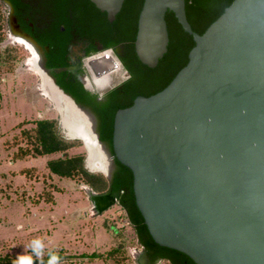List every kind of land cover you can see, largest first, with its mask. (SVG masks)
<instances>
[{"label":"water","instance_id":"water-1","mask_svg":"<svg viewBox=\"0 0 264 264\" xmlns=\"http://www.w3.org/2000/svg\"><path fill=\"white\" fill-rule=\"evenodd\" d=\"M89 1L112 23L125 0ZM167 12L194 46L165 88L115 112L110 160L131 172L154 244L194 264H264V0H233L200 35L185 0H143L133 46L149 69L167 53ZM8 20L10 33L31 45L39 71L86 112L50 78L42 49ZM88 197L99 212L118 204L106 193Z\"/></svg>","mask_w":264,"mask_h":264},{"label":"rangeland","instance_id":"rangeland-1","mask_svg":"<svg viewBox=\"0 0 264 264\" xmlns=\"http://www.w3.org/2000/svg\"><path fill=\"white\" fill-rule=\"evenodd\" d=\"M0 10L4 16L0 52L8 50L4 57L10 56L0 65V258L41 257L54 250L63 255L57 264H140L137 256L141 246L118 204L99 212L88 197L90 189L86 185L48 176L46 163L63 158V154L29 156L12 163L18 147L29 149L32 155L23 132L32 130L38 120H53L60 136L74 144L67 156L83 155L85 167L93 174L105 176L110 165L102 150L101 154L89 150L64 128L67 119H74L72 113L64 101L53 99L35 57L21 40L10 35L7 9L1 2ZM124 77L122 70L108 76L92 74L93 89L98 93L108 90ZM86 119L91 123L88 116ZM49 198H53L51 203L46 201ZM115 249L120 253L108 257ZM92 254H100L103 259L92 258Z\"/></svg>","mask_w":264,"mask_h":264},{"label":"trees","instance_id":"trees-1","mask_svg":"<svg viewBox=\"0 0 264 264\" xmlns=\"http://www.w3.org/2000/svg\"><path fill=\"white\" fill-rule=\"evenodd\" d=\"M14 6L27 7L20 3L21 0H9ZM233 0H185V12L191 29L202 34L230 5ZM143 0H125L120 12L112 23H109L104 13L99 12L89 0H44L47 8L53 10L55 23L52 33L57 42L41 41V46H48L51 51L58 49V60H48L47 67L51 70L65 66L64 54L70 39V31L75 30L80 39L88 42H99L104 49L123 47L122 56L118 57L129 79L107 92L102 101H96L97 93L91 94L82 86L70 81L65 82V73H52L56 85L78 105L90 106L96 115L99 128V141L107 146L111 155V136L113 117L117 110L129 107L137 96L149 97L165 88L177 72L187 63V54L194 46L191 36L184 33L177 23L174 15L167 12L165 21L168 32L167 53L159 60L154 69L142 65L134 52V39L136 34L137 18ZM59 26L64 28L60 32ZM4 16L0 10V43L3 41ZM92 45V44H91ZM94 49V47H92ZM95 51V49L93 50ZM0 52V65L10 59L4 57L8 54ZM49 59V58H48ZM34 128L23 132L31 144L32 155L29 149L18 147L12 154L11 161L15 163L26 157H46L54 154H63L64 157L49 160L46 169L49 177L62 180H72L86 185L93 193H110L115 197L118 206L125 213L126 219L133 228L138 244L144 249L150 261H165L167 264H194L186 256L154 244L139 214L132 192L131 172L114 160L115 170L111 179L101 174L90 173L85 167L83 155L67 156L66 153L74 147L71 142H66L59 134L57 123L53 120H38ZM53 198L46 201L51 203ZM119 249L108 253V257L118 254ZM90 257L103 259L100 254ZM63 259L60 252L49 250L41 257H23L22 259L1 257L0 264H57Z\"/></svg>","mask_w":264,"mask_h":264},{"label":"flooded vegetation","instance_id":"flooded-vegetation-1","mask_svg":"<svg viewBox=\"0 0 264 264\" xmlns=\"http://www.w3.org/2000/svg\"><path fill=\"white\" fill-rule=\"evenodd\" d=\"M21 1L22 2H20V3L26 4L27 7L14 6L9 0H0V2L7 9L6 21H7L9 33H10V22L8 20V17L10 14L15 19V26L17 27L19 33L27 35L34 43H36L42 49L43 58H44L43 66H44V68H46V70L49 71L48 74H49L50 78L55 82V84H56V80L52 76V73L53 72L56 73L55 72L56 70H61L60 72H58L56 74L65 73L66 77L64 78V80L66 83H68L70 85L71 84L70 81L77 82L82 86V88L84 90L88 91L89 93H91V94L97 93L98 97L96 98V101L100 102V101H102L103 96L107 92H109L113 88L117 87L118 85H120L121 83H123L129 79V75L123 69V66H122V64L118 58V57L122 56V53H123V47L122 46H116L113 49H104L103 46L99 42L90 43L86 39H80L79 36L76 34L75 30L70 31V39L67 43V46L65 49V54L63 56L65 66L62 68H56L54 70L49 69L47 67L48 60H50V61L58 60V49H57V47H54L53 50L51 51V49L48 46H46V45L41 46L39 44V42L47 41L48 39L52 42H54V41L57 42V38L52 33V28H53V25L55 23V14L53 13V10L51 11V9H49L45 6L44 0H21ZM58 30L60 32H63L64 28L62 26H59ZM10 35H11V33H10ZM11 36L14 39L21 40V42L23 43L22 39H20L19 37H15L13 35H11ZM23 44L27 46V44H25V43H23ZM92 47H94L95 51H93L94 49ZM27 49H29V48H27ZM30 51H31L30 54L35 57V60L37 62V59H36L37 56H36L34 50L31 48ZM106 52L111 58H113L119 62V69L114 71L113 73H116V72L122 70L125 74V77L117 85H114V86L110 87V89L103 90L100 93H98V92H95L93 88L90 87V89H89L86 87V85L84 83L85 79L91 80L90 83L92 84V86H95V85L92 81V77L90 78L89 75L86 76L84 74L83 67L87 70V68L85 66L87 60H89L90 58H94V57L101 58L105 55ZM39 73L42 75L43 83H45L44 81H47V83L49 85H51L52 88L61 95V97L66 99L73 106V104L69 101V99H67L64 95H62L59 92V90H57L52 85V83L47 80L46 76L43 75V73H41L40 71H39ZM113 73H111V74H113ZM79 106H81L84 110H86V112L92 117L93 122H94V131H95L97 138H98V141H99V134H98L99 122H98L96 115L93 113L92 108L90 106H85V105H79ZM75 109H77V108H75ZM88 114H87V116L91 120V117ZM87 116H85V117L87 118ZM88 121H89V119H88ZM91 123H92V120H91ZM91 123H90V125H91V128L93 129V124H91ZM100 144L102 145V150H103L104 154L108 157V160L110 162V165L108 166V172L107 173H108L109 179H111L112 174L115 170L114 160H112V161L110 160L111 154H110L107 146L101 142H100ZM106 194H107L108 199L112 198V199H115V201L117 202L116 198L112 197L110 195V193H106ZM106 204L107 203L104 202L105 206H106ZM94 209L97 210V208H94ZM97 211H99V210H97ZM137 260H138V263H140V264H144V263L156 264L159 262L158 260L150 261V258L147 256L146 252L144 251V249L142 247H141L140 253L137 256Z\"/></svg>","mask_w":264,"mask_h":264},{"label":"bare ground","instance_id":"bare-ground-1","mask_svg":"<svg viewBox=\"0 0 264 264\" xmlns=\"http://www.w3.org/2000/svg\"><path fill=\"white\" fill-rule=\"evenodd\" d=\"M15 37H18V36H15ZM20 39H22L23 43L27 44V46L26 45L25 46L27 48H29L28 50L30 51L31 48H32L31 45L26 40H24L23 38H20ZM103 59H104L105 62H98V61L96 62L97 58H90L89 60L86 61L85 66L87 68V71H88V74H89V77L90 78L92 77V74H95L96 77L99 76V75L100 76H108L111 73H113L114 71H116V70L119 69L118 63H117V61L115 59H113L111 57H108L106 55L103 56ZM91 61L96 62V63H94V65L92 66V68L89 66V62H91ZM105 65H108L107 67L109 68V70L105 71L103 69L105 67ZM103 71H105V72H103ZM46 78H47V80L49 82H51V80L48 77H46ZM90 81L91 80H89V79H85L84 80V83H85V85L87 87L93 88V86L90 83ZM44 82H45L44 84L48 87L49 91L51 92L53 99L57 100L58 102L64 101L66 103L67 107L69 108L70 112L73 115V118H74L73 120L67 119L63 123V126L67 130V132L69 133V135H71L74 138H78V139L82 140L85 143L86 147L89 148V150L96 149L101 154L102 148L100 147L99 143L96 140V137H95V134L93 132V129L91 128L90 122L85 117V116H87V114L83 110H81L78 107H76L67 96H65L64 94H62L59 91L62 95H64L67 99H69V101L73 104V106L75 108H77V109H75L66 99H64L63 97H61V95L57 91H55L52 88V86L47 83V81H44ZM102 152H103V150H102ZM102 168L103 167H101L99 170L101 171Z\"/></svg>","mask_w":264,"mask_h":264}]
</instances>
